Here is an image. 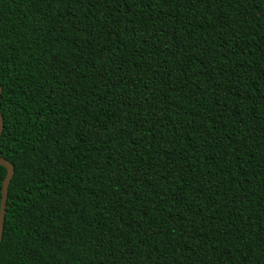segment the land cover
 I'll use <instances>...</instances> for the list:
<instances>
[{
    "label": "trees",
    "instance_id": "obj_1",
    "mask_svg": "<svg viewBox=\"0 0 264 264\" xmlns=\"http://www.w3.org/2000/svg\"><path fill=\"white\" fill-rule=\"evenodd\" d=\"M0 86V264H264V0H0Z\"/></svg>",
    "mask_w": 264,
    "mask_h": 264
},
{
    "label": "water",
    "instance_id": "obj_2",
    "mask_svg": "<svg viewBox=\"0 0 264 264\" xmlns=\"http://www.w3.org/2000/svg\"><path fill=\"white\" fill-rule=\"evenodd\" d=\"M1 98H2V87L0 86V108H1ZM3 130H4V122L0 112V137L2 136ZM0 165L7 170V176L2 188V201L0 207V243H1L4 234V227H5L8 188L14 176V168L11 163H9L8 161H6L1 157H0Z\"/></svg>",
    "mask_w": 264,
    "mask_h": 264
}]
</instances>
